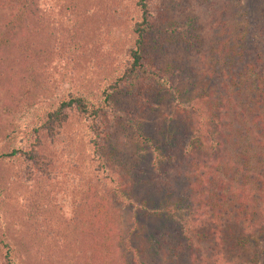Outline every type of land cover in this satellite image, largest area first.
<instances>
[{"label": "trees", "instance_id": "16d2710c", "mask_svg": "<svg viewBox=\"0 0 264 264\" xmlns=\"http://www.w3.org/2000/svg\"><path fill=\"white\" fill-rule=\"evenodd\" d=\"M2 1L0 0V6L3 8L9 7L10 13H12L9 18H12L14 14H23L24 17L27 14L36 24L30 26L31 32L20 34L16 41L12 42L11 46L14 51L10 54V57L9 53L2 56L10 61L11 71L14 69L21 71L23 69L22 77L25 81L27 78L36 79L33 82L34 89L39 91L42 88L47 91L46 87H51V83L57 79V76L53 78L54 80H49L51 78L43 80L38 76L48 71L49 58L56 60L59 65L62 62L69 64L68 51L75 52V54L81 52L79 61L73 67L76 73V75L74 74L75 82L82 80V72L80 73V71L83 68L94 69L95 71L103 69L101 71L104 73L99 75L103 81L96 82L93 86H90L87 82L82 83L81 94H68L51 105L36 108L34 117L30 119L29 124L23 131L25 138L23 144L0 150V163L19 160L24 174L31 175L33 173L35 175V173H41V177L45 176L44 179H49L51 182L57 181L59 176H55L53 172L46 169L51 160L46 155L53 154L58 149L64 151L72 149L71 146L76 144L78 138L77 136L70 138V136L64 134V127L66 129L72 127L73 125L71 126L69 122L81 117L85 122L84 130L89 135L88 145L91 149V158L93 160L97 159L99 164L102 165L100 160L107 161L109 159V152L104 150V145L110 136L111 127L114 124L117 125L118 122L114 121L118 118V114L110 105V99L117 93L124 99L123 92H128V89L131 91L136 90L137 92H135L139 95L153 90V94L158 97L167 91L175 107L168 110L166 117L168 120L172 119L171 121H174L169 127L175 133L167 135L171 140L165 141V144L161 138L153 137L149 139L147 136H141L140 143L143 142L144 148L148 146L152 153L151 165L154 172V180L152 181L154 182L159 178L161 184L164 183L165 185L162 186L160 191V198L162 200L167 199V201L171 199L169 196L172 192L167 189V184L171 183L176 186L177 183L174 181H178V178L183 177L186 173L190 177L189 180L186 179V186L192 196L193 194L196 196L194 203L197 208L191 210L190 206H184V211H187V213L182 214V216L168 214V211L165 210L167 202H156L155 207L147 208V210L152 211V214L149 215L150 218L152 217V220H156L155 222L158 224L155 232L149 233L146 237L148 239L146 244L141 245V253L145 252L148 256H151L150 259H156L157 262H144L142 264H160L159 261H162V264H192V260L184 261L181 256H183L184 251L187 252L191 248L199 249V242L210 239L212 246H215L218 241L230 240L233 244L236 243V246H241L246 241L254 239V236L249 235L248 232L241 233L237 229L236 232H233L229 229L230 224L233 228L236 226L238 219L245 221V227H253V224L249 223V208L247 209L246 206H248V202H254L251 205L256 206L257 198L252 192L248 194L249 182L247 180L251 177V174L248 173L247 158L241 157L240 164L237 165L233 163L230 156L223 155L224 149L222 148L228 138L218 130L219 121L226 112L230 114L234 112L235 97L230 94L232 98H226L223 101L225 97L210 96L211 91L204 89V93L187 101L183 99L181 102L180 95L185 90L180 91L178 87H174V84H176L177 76H183L181 64L184 63H179L181 62L179 59V64L174 67L171 61L173 57L170 55L165 57L160 53H162L161 45L163 46L169 41V45L171 42L179 45L186 51L188 57L196 60L199 66L204 65L207 60L212 61L214 59L213 69L218 71L223 67L227 75L225 81L218 82V84L226 90V93H228V87L238 90L237 83L240 77L245 78L254 73L256 71L254 67L259 62V57L262 55L264 57V36L261 39L258 38V33L264 30V0L243 1L242 6L247 7L244 10L242 8V11L239 10V15L244 19L246 29L250 33L249 44L235 39L234 41H228V44L223 46L222 42L221 44L215 42L207 47L202 42L192 40L189 37L192 33L195 34V39L199 38L198 30L193 29V27L188 28L184 24L178 26L179 33H176L172 28L167 31V28L163 25V28H161L163 35L159 32L158 35L151 36L148 43H145L144 36L153 30L152 20L154 21V15L148 5V0H132L133 6L137 10V12L135 11L136 20L132 21L130 27L134 37L130 40V47H126L124 50L126 60L123 65L117 64L118 61L115 55L110 56L112 50L118 48L117 42H119L116 39L113 40L115 36L111 35L110 32L106 35L107 37H104L103 34L99 37V40L104 44L96 42L95 48H93L90 41L87 42L85 39L84 42L79 43V47L70 46L67 43L69 38L64 28L66 26L64 25L65 22L73 21L72 15L75 16L73 11L78 10L81 5L84 8L83 12L86 13L85 9L87 7L81 4L80 0H72L65 8L63 15H58V12L54 14L49 5L41 7V2H38V0H18L16 4L12 5ZM91 1L93 2V0L88 1L89 4ZM226 3L227 0L220 2L222 7H225ZM50 6L51 8H57L52 3ZM21 10L23 11L20 13ZM109 15V12L103 14L95 7L92 8V12L86 13L78 22L94 27L98 25L96 30H99V34H101L106 29V27L101 29L105 25L102 17L105 18L104 16L108 17ZM155 21H157L156 18ZM62 22L64 23L62 24ZM12 23L15 24L16 19ZM12 23L3 22V33L7 38L0 36V46L9 42L14 32L12 31L14 26ZM72 27L73 30L82 32L85 36V32L81 28L79 30L76 24ZM169 34L171 36L174 34L175 38L168 40ZM26 35L31 36L30 43L26 39ZM202 49L206 50L203 52ZM209 55L211 57L207 58ZM102 57L103 60L109 57L110 61L104 60L103 62L101 61ZM185 61L188 62L187 59ZM207 65L205 67H208ZM13 66L15 67L13 68ZM112 66L114 67L111 68ZM170 66L171 71L167 70ZM199 66L195 67L194 70ZM115 67L117 70H115ZM107 68H111L110 73H106ZM184 73L189 75L186 71ZM67 75L69 76V74ZM8 76L10 77V74ZM71 79L73 77L69 76L68 80ZM254 79L256 82L253 83L250 89V99H248L250 103L248 106L246 105V110L256 112L250 117V123L256 124L257 128L254 131L256 137L254 134L253 137L260 144V155L264 156V142H261L259 137L261 119L263 118L258 113L260 111L259 104L264 103V78L260 79L261 82L258 78ZM27 92L28 87L23 90L21 95H17L15 92L9 93L8 102H4L2 105L3 111L10 114L11 110L12 114L15 105L18 106L21 102H27L24 97H32V94H25ZM255 105L258 108L252 109ZM141 106L147 107L144 103ZM214 106L218 111L223 109L220 117L217 111L214 110ZM105 108L109 115L104 113ZM241 114L244 117L245 113L241 112ZM110 118L113 119L114 123L109 122ZM185 119L189 123L188 127ZM192 119L194 122H192ZM246 129L250 130L252 128L249 126ZM232 143L235 145L234 141ZM58 144L61 146L60 148L57 147ZM164 146H166L167 152L162 154L161 148ZM234 150L235 154L239 153L236 147H234ZM222 157L225 158L223 163L220 162ZM159 158L164 161L161 165L156 163ZM172 165L174 173H169V167ZM110 169L113 171L111 173L113 177L118 175L119 182L126 183L125 176H123L126 175L125 172ZM181 171H183V174L179 175ZM70 174L68 172V175ZM143 181L141 180V182ZM75 184H78L77 179L66 180L64 185L58 187L60 192H68L66 194H72L77 199H83L82 202L70 204L65 201L58 202V204L54 203L55 206L52 207L56 208V213L64 219L62 223L59 224V221H56V219L59 220L56 216L45 217L47 213H52L51 209L47 207L49 202H39L38 222L40 224L37 225L36 232L31 231L29 227L25 229L21 224L16 226L8 224L4 228L2 227L3 230H0V253L5 264L20 263L13 257L19 252L16 249L14 250L13 246L23 251L26 264H101L99 260L105 255L101 252V249L107 248V246H103V243L98 241L96 234L103 231L109 232L106 228L109 222L108 214L105 213L102 202H86L83 196L87 191L76 190L77 186ZM66 186L67 189H65ZM258 186L263 191L262 196L258 197L264 201V182H261V184L259 182ZM59 191L56 189L55 193L59 194ZM11 195L12 193L10 197ZM2 199L7 202L9 197L0 194V200ZM190 199L188 198L187 201L192 204L193 202ZM180 200L183 201V199ZM174 201L171 208H169L173 211V214L178 210V206H176L178 202H176L177 200ZM79 203L82 208L76 207ZM106 204L110 207L109 202H106ZM126 204H131L133 208L139 210L146 209L145 201L142 198L139 202H126ZM257 207L258 212H252L253 215L261 218L256 226V234L264 237V202H260ZM2 208L4 207L2 206ZM226 211L232 214L231 222L230 224L222 223V229H219L221 235H219L216 226L217 215ZM189 212L193 214V219L188 215ZM239 213L242 217H237ZM205 220L208 221L209 225H212V234L203 230L197 231L198 227L207 225L204 222ZM85 235H87V238H83ZM193 237H195V241ZM89 241L91 244H89ZM76 248L80 252H76ZM85 251H88L87 255H85ZM210 252L211 254L207 260L200 259L198 264H220V262H217L220 259L217 253L212 250ZM108 261L110 262V260Z\"/></svg>", "mask_w": 264, "mask_h": 264}, {"label": "rangeland", "instance_id": "374dc122", "mask_svg": "<svg viewBox=\"0 0 264 264\" xmlns=\"http://www.w3.org/2000/svg\"><path fill=\"white\" fill-rule=\"evenodd\" d=\"M17 1L18 0H3L2 2L12 5L16 4ZM71 1L72 0H38V2H41V7L49 5L50 10L54 14L58 12V15H63L65 8ZM88 1L89 0H80L81 4L87 7V9H85L86 13L92 12V8L95 7L103 14L104 12L110 13L108 17H102L105 25H103L101 29L104 27H106V29L103 33L99 34V30H96L98 25L94 27L81 22L79 23L78 21L80 18L86 15L81 5L78 10L73 11L74 17L71 14L73 21H66L64 24L66 25L64 27L66 29V35L69 38L67 43L70 46L79 47V43L84 42L85 39L87 42L90 41L93 48H95L96 42L104 44L99 40V37L102 36V34L105 37L110 32L111 35L115 36L113 40L115 41L116 39V41H119L117 42L118 48L116 50L113 49L110 56L115 55L118 61L117 64L123 65L126 60L124 50L126 47H130V40L134 37L130 28L132 21L136 20L135 11L137 12L136 8L133 6V1L93 0L90 4ZM221 1L223 0H148V5L154 15V21L152 20L154 26L153 30L146 33L144 36V42L148 43L151 36L158 35L159 32L163 35L161 30L163 25L167 28V31L172 28L176 33H179L178 26L184 24L188 28L193 27V29L196 28L198 30L197 34L199 38L195 39L194 33L190 34L189 37L192 38V40L194 39L195 41L202 42L205 47L215 42L218 44L222 42L223 46L228 44V41H234L235 39L249 44V30L246 29L244 19L239 15V10L242 8V10H244L247 7L242 6L243 1L247 0H227L225 7H222V4H220ZM51 3L57 8H51ZM209 5L210 8L213 7V9L210 10ZM22 11L23 10H21L20 13ZM224 11H226V13H224ZM10 14L12 13H10L9 7L3 8L0 6V36L3 37L5 35L3 33L4 28L2 27L3 22L7 21L12 23L16 19V23H12L14 25L12 31L14 32L9 42L7 44L3 43V45L0 46V150L23 144L25 139L23 131L29 124L30 119L34 117V110H36V108L49 104L51 105L55 101L66 97L68 94H81L82 83L87 82L90 86H93L96 82L103 81V79H100L99 75L104 73L101 71L103 69L95 71L94 69L88 70L83 68L81 71L79 70L80 73L82 72V80L75 82L76 73L73 67H75V64L79 61L81 52L75 54V52L68 51L67 59L70 60L69 64L62 62L61 65H59L56 60L49 58L48 71L38 76V78L43 80H48V78L52 80L57 76L56 80L53 79L54 82L51 83V87L47 86V91L42 88L39 91L34 89L33 82L36 79L27 78L25 81L22 77L23 69L21 71L17 69L11 71L10 61L2 56L9 53L10 57V54L14 51L11 46L12 42L14 43L20 34L31 32L32 29L30 26L36 24L33 23L34 20L27 14L25 17L23 14H14L12 18H9ZM155 18L157 21H155ZM63 23L64 22H62V24ZM75 24L79 30L81 28L82 31L85 32V36L82 32L73 30L72 25ZM170 36L169 34L168 40L175 38L174 34ZM262 36H264V30L258 33L259 39H261ZM4 37L7 38V36ZM26 39H28V42L32 40L30 35H26ZM250 45L254 46L253 44ZM70 46L69 48H71ZM161 49L162 53L160 54L162 56L164 55L166 57L170 55L173 57V60H170L174 67L179 63H184L181 64L183 76H177V85L174 84V87H178L180 91L185 90V92L180 95L181 102L183 99L187 101L190 98L204 93V89L211 91L210 96H219L218 98L225 97L223 101L226 100V98H232L230 94L235 97L234 112L231 114L226 112L221 116L223 109L218 111L216 106H214V110L217 111L219 117L221 116L218 130L228 138L222 148L224 149L223 155L226 157L230 156L233 163L237 165L240 164L241 157L247 158V169L248 173L251 174V177L247 180L249 182L247 187L248 194L252 192L257 197L256 206L251 205L254 202H248V206H246L247 209L249 208V223L253 224V227H245V221L243 222L241 219H238L236 226L233 228L230 224L232 214L227 211L217 215L218 220L216 223L219 235H221L219 229H222V223L226 222L230 224V231L236 232L237 229L238 232L241 233L248 232L249 235L254 236V239L246 241V243L241 246H236L237 244H233L230 240L218 241V246H212V241L207 239L198 243L199 249L196 250L191 248L187 252L184 251L181 258L184 261L192 260V264H198L200 259L207 260L212 250L220 257L217 261L218 263L220 262V264H264V237L256 234V226L259 224L261 218L252 213L258 212L257 205L260 202H264L259 199L263 191H261L258 186L259 182L260 184L264 182V156L260 155V144H258L253 137L254 131L257 128L256 124L250 123V117L256 112L246 110V105L248 106L250 103L248 102V99H250V89L253 83L256 82L254 78H258L259 80L264 78V57L263 55L259 57V62L254 67V69L256 68L254 73L249 74L245 78L240 77L237 83L238 90L228 87V93H226V90L218 84V82H224L227 77L225 68L222 67L218 71L214 70L212 67L214 59H212V61L207 60L204 65L201 64L199 66L194 58L188 57L186 51L173 42H171L170 45L169 41L167 44L161 45ZM205 50L206 49H202L203 52ZM103 57L101 61H110L109 57H106L104 60ZM209 57H211V55L207 58ZM179 59L181 62H179ZM185 59H187L188 62L185 61ZM205 65L208 67H205ZM197 66H199V68L194 70ZM14 67L15 66H13V68ZM113 67L114 66L111 68ZM111 68H107L106 73H110ZM115 70H117L116 67ZM167 70L171 71V66ZM190 70L192 72L191 74ZM184 71L189 75H186ZM8 74H10V77ZM67 74L73 77V79L68 80L69 76ZM26 87H28V92L25 94H32V97L21 96L24 97L27 102H21L18 106L15 105L14 109H12L14 111L12 114L11 110L10 114L5 113L2 105L4 102H8V94L15 92L17 95H21ZM135 91L128 89V92H123L124 99L118 93L110 99V105L113 106L118 114V118H116V120L114 119V121L118 122L117 125L114 124L111 127L110 136L104 145V150L109 152V159L107 161L100 160L102 165L99 164L97 159L93 160L91 158V149L88 145L89 135L84 130L85 122L81 117L75 118L69 122L71 126L73 125L72 127L68 129L64 127V134L70 136V138L77 136L79 140L76 141V144L71 146L72 149L67 151L58 149V151L53 154L46 155L51 158L46 169L53 172L55 176H59L57 181L51 182L49 179H44L45 176L41 177V173H35V175L33 173L31 175L24 174L22 172V164L19 160L0 163V194H3L4 197L6 195L9 197L7 202L3 201V199L0 200V230H3L2 227L4 228L8 224H14L15 226L21 224L25 229L29 227L31 231L36 232L38 228L37 225L40 224V222H38L40 213L38 210L39 202H49L47 207L51 209L52 213H47L45 217H51V215L56 216V218L59 219H56V221H59V224L62 223L64 219L56 213L57 209L52 207L55 206L54 203L58 204V202L65 201L70 204L82 202L83 199H77L72 194H66L68 192H60L58 187L64 185L66 180L70 181L77 179L78 184H75L77 186L76 190H82V192L87 191L83 196L86 202H102L105 213L108 214L109 222L106 228L109 232L103 231L96 234L98 241L103 243V246H107V248L101 249V252L105 255L100 258L99 262L101 264H142L144 262H157L156 259V261L150 259L151 256H148L145 252L141 253V245L146 244V240H148L146 237L149 233L155 232L158 224L155 222L156 220H152V217L150 218L149 215L152 214V211L147 210V208L155 207L157 204L156 202H167L165 210L166 212L168 211V214L182 216V214L184 215V213H187V211H184V206H190L191 210L197 208L194 203L196 196L194 194L192 196L188 190L186 179L189 180L190 177L188 174L184 173L185 175H183V177L181 176V178H178V181H174L177 183L176 186L171 183L167 184V189L172 192L169 196L171 199L167 201V199L162 200L160 198V191L162 186L164 187L165 185L164 183L161 184L159 178L154 182L152 181L154 180V172L151 165L152 153L148 146V148L143 147L144 144L143 142L140 143V138L141 136H147L149 139L153 137L161 138L164 144L166 143L165 141L168 142V140H171L167 135L169 133L172 135L175 133L170 129L171 127H169L174 121H171L172 119L168 120L166 115L168 110L173 109L175 106L167 91L159 97L153 94V90L143 95H139L136 93L137 91ZM259 92H261V90H259ZM141 101H144L143 103L147 105V107H142L141 104L143 103ZM259 105L260 111L258 113H260L261 118H263L261 119V132L259 137L261 142H264V103ZM255 108H258V106L255 105L252 109ZM241 112L245 113L244 117H242ZM104 113L109 115L106 108L104 109ZM185 121L188 127L189 123L186 119ZM109 122L114 123L112 118H110ZM192 122H194L193 119ZM249 126H251L252 129L247 130L246 127ZM242 135L244 136L243 138ZM254 136L256 137L255 134ZM233 141L235 145L232 143ZM57 147L60 148L61 146L58 144ZM234 147H236L239 152L238 154H235ZM165 152H167L166 146L161 148V153L165 154ZM224 160L225 158L222 157L220 162L223 163ZM163 162L164 161L160 158L156 160L157 165H161ZM110 168L118 172H125L126 175L123 176H125L126 183H120L117 179V174V177H113L111 174L113 171ZM169 169V173H174L173 165L170 166ZM68 172L71 174L68 175ZM182 174L183 171L179 173V175ZM110 175L112 176L111 178L109 177ZM258 178H260V180L257 181ZM129 179L130 181H128ZM141 180L144 181L141 182ZM56 189L59 191V194L55 193ZM65 189H67V186ZM11 193L12 195L10 197ZM141 198L145 201V210H139L135 207L133 208L131 204H126V202H139ZM188 198H191L192 204L187 201ZM179 199H183V201H179ZM174 200L178 202V205L176 204L178 210L173 214V211L169 208H171L172 202H175ZM106 202H109L110 207ZM2 206L4 208H2ZM76 207L82 208L80 203L77 204ZM190 212L188 215L193 219L194 216L190 214ZM239 216L242 217L241 213H239L237 217ZM204 222H206L207 225L198 227L197 231L203 230L212 234V225H209L207 220ZM83 238H87V235ZM193 240L195 241V237H193ZM89 244H91L90 241ZM12 248L19 251L13 256L14 259L20 262L19 264H26L25 254L22 253L23 251L15 246ZM76 252H80L79 249L76 248ZM87 254L88 251H85V255ZM108 260H110V262ZM161 262L162 261H159L160 264H162ZM0 264H5L4 261H2L1 253Z\"/></svg>", "mask_w": 264, "mask_h": 264}]
</instances>
